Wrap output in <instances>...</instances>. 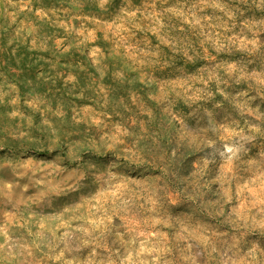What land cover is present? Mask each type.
Instances as JSON below:
<instances>
[{"label": "rangeland", "instance_id": "374dc122", "mask_svg": "<svg viewBox=\"0 0 264 264\" xmlns=\"http://www.w3.org/2000/svg\"><path fill=\"white\" fill-rule=\"evenodd\" d=\"M0 264H264V0H0Z\"/></svg>", "mask_w": 264, "mask_h": 264}]
</instances>
